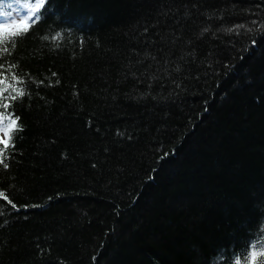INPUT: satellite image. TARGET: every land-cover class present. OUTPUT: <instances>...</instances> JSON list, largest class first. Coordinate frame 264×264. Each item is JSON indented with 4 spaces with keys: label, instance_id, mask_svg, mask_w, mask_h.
Here are the masks:
<instances>
[{
    "label": "trees",
    "instance_id": "16d2710c",
    "mask_svg": "<svg viewBox=\"0 0 264 264\" xmlns=\"http://www.w3.org/2000/svg\"><path fill=\"white\" fill-rule=\"evenodd\" d=\"M35 1L0 0V264H251L264 0Z\"/></svg>",
    "mask_w": 264,
    "mask_h": 264
},
{
    "label": "snow or ice",
    "instance_id": "6c2138e0",
    "mask_svg": "<svg viewBox=\"0 0 264 264\" xmlns=\"http://www.w3.org/2000/svg\"><path fill=\"white\" fill-rule=\"evenodd\" d=\"M40 5H37V8L39 7ZM21 95H23V93H20ZM15 126V121L12 122L11 125H9V128H12ZM0 143H4L5 144V148H7V141H3V140H0ZM3 153V150H0V154ZM3 161L0 160V163H2ZM259 246H264V240H260L258 241L257 245L256 246H251V252H250V255H251V264H255V261H256V257L257 255H264V252H257L255 250L256 247H259ZM245 260H248V256L246 255L245 256Z\"/></svg>",
    "mask_w": 264,
    "mask_h": 264
},
{
    "label": "rangeland",
    "instance_id": "374dc122",
    "mask_svg": "<svg viewBox=\"0 0 264 264\" xmlns=\"http://www.w3.org/2000/svg\"><path fill=\"white\" fill-rule=\"evenodd\" d=\"M37 5H39V2H36L31 8L28 9L24 8L25 14L27 15L28 18L31 17V13H34V11L39 9L40 6L37 8ZM0 20H4V18L1 16Z\"/></svg>",
    "mask_w": 264,
    "mask_h": 264
}]
</instances>
